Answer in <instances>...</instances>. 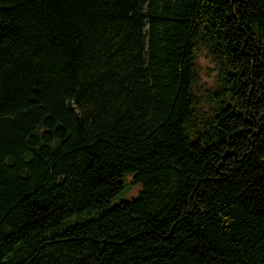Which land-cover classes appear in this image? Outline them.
I'll list each match as a JSON object with an SVG mask.
<instances>
[{
  "label": "trees",
  "instance_id": "obj_1",
  "mask_svg": "<svg viewBox=\"0 0 264 264\" xmlns=\"http://www.w3.org/2000/svg\"><path fill=\"white\" fill-rule=\"evenodd\" d=\"M0 264H264V0H0Z\"/></svg>",
  "mask_w": 264,
  "mask_h": 264
},
{
  "label": "rangeland",
  "instance_id": "obj_2",
  "mask_svg": "<svg viewBox=\"0 0 264 264\" xmlns=\"http://www.w3.org/2000/svg\"><path fill=\"white\" fill-rule=\"evenodd\" d=\"M132 188H133V189H132ZM132 188H131V190H133V193H135L136 190H137V188H138V186L134 185ZM165 189H166L165 187H160V188H159V191H165ZM159 191H157V192L159 193ZM154 198H155V196L153 195V196H152L153 201H154Z\"/></svg>",
  "mask_w": 264,
  "mask_h": 264
}]
</instances>
